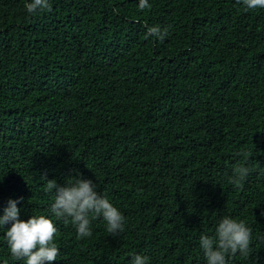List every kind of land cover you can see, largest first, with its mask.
I'll return each mask as SVG.
<instances>
[{
    "label": "trees",
    "instance_id": "16d2710c",
    "mask_svg": "<svg viewBox=\"0 0 264 264\" xmlns=\"http://www.w3.org/2000/svg\"><path fill=\"white\" fill-rule=\"evenodd\" d=\"M0 0V216L57 228L53 264H206L201 234L230 216L264 264V9L236 0ZM167 29L144 39L147 27ZM245 153L247 155H239ZM250 174L236 187L233 168ZM69 177L90 179L125 217L77 239L50 208ZM21 198H23L21 200ZM10 227L6 225L5 229ZM0 228V264L12 259Z\"/></svg>",
    "mask_w": 264,
    "mask_h": 264
},
{
    "label": "clouds",
    "instance_id": "9594fccd",
    "mask_svg": "<svg viewBox=\"0 0 264 264\" xmlns=\"http://www.w3.org/2000/svg\"><path fill=\"white\" fill-rule=\"evenodd\" d=\"M244 9H264V0H236ZM29 14L37 11H51L50 0H31L25 5ZM150 7L148 0H139V9L143 11ZM167 29L159 26L147 27L144 39L155 37L163 40ZM239 155H247L240 153ZM251 169L245 164L233 168L229 183L241 187L250 174ZM45 181L46 191H54L55 198L50 211L57 220L65 225L71 223L76 229L77 239L93 236L91 223L102 219L106 231L111 236L124 232L125 217L114 206L107 195L97 192L96 184L90 179L69 177L64 186L57 184L55 179ZM23 198H21L22 200ZM20 200H9L8 207L0 216V228H3L4 239L13 260L23 261V264H53L60 255L56 244L57 228L51 219L45 215H32L27 221L20 219ZM6 225L10 227L5 229ZM252 229L243 220L230 216L222 217L212 236L201 234L199 246L203 252L206 264H229V259L238 253L247 258L251 255ZM149 257L133 254L129 264H148Z\"/></svg>",
    "mask_w": 264,
    "mask_h": 264
}]
</instances>
